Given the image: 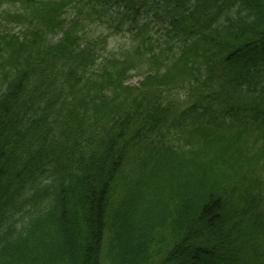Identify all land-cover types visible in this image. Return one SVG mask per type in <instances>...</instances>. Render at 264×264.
I'll return each instance as SVG.
<instances>
[{
    "label": "trees",
    "instance_id": "obj_1",
    "mask_svg": "<svg viewBox=\"0 0 264 264\" xmlns=\"http://www.w3.org/2000/svg\"><path fill=\"white\" fill-rule=\"evenodd\" d=\"M104 263L264 264V0H0V264Z\"/></svg>",
    "mask_w": 264,
    "mask_h": 264
},
{
    "label": "rangeland",
    "instance_id": "obj_2",
    "mask_svg": "<svg viewBox=\"0 0 264 264\" xmlns=\"http://www.w3.org/2000/svg\"><path fill=\"white\" fill-rule=\"evenodd\" d=\"M114 23H117V20H114L112 22V25H115ZM16 28H18L16 26ZM127 26L126 24H123L121 26V30L118 32H115L113 26L111 28H107V26L102 25V24H95L94 25V30L97 31L96 34H103L108 36V48L110 47H118V46H123L128 44L130 41V36L128 34H125L124 32L126 31ZM158 29L157 26L152 25L151 31L155 33V31ZM139 79V76H135L131 82L135 83ZM106 264V263H104Z\"/></svg>",
    "mask_w": 264,
    "mask_h": 264
}]
</instances>
